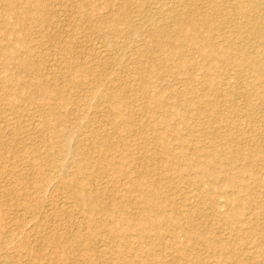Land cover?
Returning <instances> with one entry per match:
<instances>
[{
  "label": "bare ground",
  "instance_id": "obj_1",
  "mask_svg": "<svg viewBox=\"0 0 264 264\" xmlns=\"http://www.w3.org/2000/svg\"><path fill=\"white\" fill-rule=\"evenodd\" d=\"M48 1L0 0V30L5 35L0 43L7 39L12 44L0 47V57L18 71L8 85H0V95L12 105L7 91L14 90L16 100L39 108L38 126L45 132L40 148H28L35 170L28 177L18 175L24 187L21 194L36 206L46 196L43 188L54 183L53 190L72 201L73 209L62 210L65 217L78 213L82 221L77 227L82 231L72 236L73 241L79 245L93 238L100 243L96 250L89 248L97 264H220L206 261L214 255L232 256V264H240L238 250L230 252V247L242 248L251 238L262 243H254L256 251L244 252V259L264 264V224L259 222L264 215L258 209V189H264V144L255 140L264 129L256 128L251 117L244 121L251 136L245 142L238 128L242 117L230 116L237 97L244 102L241 113L264 115V0H208L204 7L200 0L190 4L179 0L178 11L159 0H136L137 23H131L126 12L128 2L112 4L111 15L105 17L96 12L93 1L76 0L73 5L80 21L107 24L114 35L122 33L120 24L128 25L122 45H132L130 79L128 85H119L118 92L112 73L101 75L93 65L74 62L76 35L60 38L55 31L45 40L32 38L33 33L46 37L40 30L32 32L31 26H46L42 15L50 14L53 7ZM149 1L153 11L146 8ZM32 7H37L38 15ZM13 13L23 19L15 24L22 27L20 37L16 14L11 21ZM130 37H136V45ZM40 40L57 48L61 56L52 61L59 71L47 82L41 79V61L32 59ZM101 46L103 68L121 67L125 53L109 34L103 35ZM185 47L198 57L187 54ZM27 73L33 81L22 80ZM175 82L183 87H174ZM221 96L230 104L225 114L220 112L224 118L229 114L223 124L217 123L219 118L204 116L207 107L218 110ZM94 117L107 122L108 129L97 128ZM89 127L91 131L83 132ZM133 131L143 140L134 143L138 153L129 137ZM189 142L194 144L192 154L184 150ZM138 159L141 169L129 164ZM177 159L183 164L175 166ZM173 172L185 185L181 202L168 194ZM119 181L121 187L111 188ZM221 205L228 206L227 213L221 212ZM129 208L137 213L131 215ZM234 231L237 235L231 236ZM13 235L4 232L1 243H15ZM45 239L53 264H69V259L74 264H96L78 252L71 251L69 257L61 251L63 236Z\"/></svg>",
  "mask_w": 264,
  "mask_h": 264
},
{
  "label": "rangeland",
  "instance_id": "obj_2",
  "mask_svg": "<svg viewBox=\"0 0 264 264\" xmlns=\"http://www.w3.org/2000/svg\"><path fill=\"white\" fill-rule=\"evenodd\" d=\"M75 1L76 0H69V1L68 0H49L48 1L49 5L53 6L51 9V12L50 14L48 13V15H42V18L47 20L46 26L41 29H38L37 26H35L34 24L31 26V28L34 30V31L32 30V32H36L37 30H40V32L44 33L46 37L37 38L36 37L37 34H34V33L31 36H33L32 37L33 39L45 40V39H48V36L49 38L53 36L55 31H58L59 33L58 36L60 38H66L65 36H67L68 34L76 35L77 39H73V40L75 41L74 45H77L78 47L76 46L77 50H75V52L73 53L74 62L76 64H81V65L82 63H85V65L87 66L93 65L101 75H104L106 73H109V74L112 73L114 76V84L117 86V89L115 90L116 92H118L120 90V88H118L119 85L127 83L128 80L130 79L129 72L131 69H130L129 63L132 62V55L130 51L132 45L125 46V47L122 45V41H125L124 38L128 37L127 36L128 35L127 26L128 25L120 24L119 28L122 29V33L118 35H114L112 34V31L108 29L109 25L107 24L89 25L87 22L80 21V18L77 16L76 9L73 5L74 4L73 2ZM91 1H93V5H94V8L96 9V12L103 16L111 15L110 10L112 9L111 7L112 4L118 5V4H121L123 1L128 2L129 9L126 10V12L130 16L131 23L132 21L133 23H137L139 20L138 17L136 16L137 14H133L137 6L135 3L136 0H109V1L108 0H91ZM186 1H187V4H190V0H186ZM158 2L160 3L166 2L165 4L168 7H170L172 11L180 10V8L178 7V6H181L179 0H165V1L159 0ZM206 3L208 4V0H200L199 5L204 7L206 6ZM152 6H154L153 1L152 2L149 1V3L146 4V8L150 11H153ZM31 11L32 13H34L35 11H37V7H32ZM2 13L3 11L0 8V14ZM35 13L38 15V12H35ZM14 15L17 17V19H15ZM11 18H12L11 21L15 19L14 25L18 24L21 20H23L21 19L22 16L17 13L11 14ZM21 29L22 27H20L19 25H15V30L19 34V35L17 34L18 37H20L21 35L20 33H23V30ZM106 33L109 34L112 40L116 42L117 44L116 47L119 48L120 51L122 50L125 53V55L123 56V60H122L123 64L121 67H118L117 65H112L111 67L103 68L102 61L104 60L100 57L98 51L99 49H101L100 47H102L101 45L103 42V35ZM142 36L143 37L145 36L144 38H146V33L143 32ZM1 37H5L4 32L2 30H0V38ZM135 38L136 37L134 38L130 37L131 41L132 40L135 41ZM41 40L39 44L40 47H37L34 45L35 51H33L32 59L36 61L38 60L41 61L40 62L42 63L41 66L44 68V70H42L41 72V79L47 82L51 79L52 75H57V71L59 70H57V66H54L53 62L56 58L61 57V56L58 54L57 48H54L53 46L46 44V41L42 42ZM9 42L10 41H8L7 39L2 40L0 43V47L3 44L4 45L9 44L12 46V44H10ZM137 42L138 41L133 42L134 43L133 45H136ZM185 48H186L185 52L187 54H189L190 56L193 55L194 57H198L197 56L198 54L192 48L190 47H185ZM69 56L72 60V56L71 55ZM78 59H80V61ZM17 73L18 71L14 63L6 64L0 57V85H2L3 83H4L3 85H8L10 81L15 79ZM1 75L4 76V79ZM124 77H126L127 79L126 78L124 79ZM31 78L32 76L28 75L27 73L25 74L22 80L25 82H27L28 80L33 81V79ZM200 78H201L200 75L196 77L197 82L198 80H200ZM228 78H231V76H229ZM181 79L186 80L187 78L183 76ZM165 80H166L165 83L170 82V79L169 81L168 79H165ZM230 81L234 82V80L232 79ZM173 84H174L173 86L177 88L183 87V84H180L179 82H175ZM234 87L239 89L237 85H234ZM111 91L112 90H109V92ZM7 93H10L9 96L12 97L11 98V100H13L12 105H7L5 98H3L0 95V264H53L50 261L51 256L49 254V249L46 244L47 240L45 239V238H48V236L52 234H58L64 237L65 240L62 246L63 248H61V251L63 252L66 251L67 253H69L68 254L69 257L70 256L73 257L71 253L78 252L79 254L86 256L87 260H89L91 263L97 264V260L95 259V256L92 255V252L89 250V248L96 250V248L100 246V243H98L96 240L94 241L93 238H91L90 240L85 239L79 245L75 241H73L72 236L75 233L79 232V229H81L82 231V227L77 228L80 225V222L78 221H81L80 215L78 213H75L71 218L65 217L62 210L73 209L72 201L65 198L63 194H61L60 191H57V190L54 191L53 189H57L54 183L43 188L44 194H46V196L44 200H42V202L39 203V205L36 204V206H34L33 204L34 202L31 201L30 198L28 197L25 198V196L21 194V191H24V187L23 185H21V181L19 179L17 180L18 175L26 176L28 174L26 176L28 177L29 175H31L33 170H35L34 167L31 166V163L29 162L30 160H29V155H28V148L31 146L40 148L41 146L40 138L45 132L42 131L38 126V123L40 121L39 119L40 109L36 108L33 105L29 107L25 104L26 102L16 100L17 98L16 96L18 94L14 90L7 91ZM126 94H129V93H126ZM1 98H3L4 100ZM208 99L210 100L212 98H208ZM34 104L36 105L38 103H34ZM232 105L234 109L236 108V110L230 108V110L232 111V114L230 116L235 117L236 115H238L239 119L242 117L240 119L242 123L239 121L240 127L238 125V128H239V131L242 133L240 138L243 141L251 139V136L246 134L247 131L245 129H247V127H246V124H244V121L250 120L249 119L250 117H251V120L254 121V126L256 128L259 127V128L264 129L263 113L259 111H255L251 115H248L250 111L249 112L245 111V113L244 112L241 113V110L243 109V106H244V102L242 98L240 97L235 98L232 101ZM229 106L230 104L227 103L226 99L221 96L218 98V110L213 109L214 107L212 108V110H210V107L209 108L207 107L204 116L208 119L210 118V120L214 119L216 121L219 118V122L217 121V123H220V122L221 124H223V122L226 123V121H228L227 116H229V114L226 113V116L224 118V117H220V112L223 111L222 113L225 114V112H227L226 108L228 109ZM16 108L17 110H15ZM58 114L60 113H57L56 115ZM245 114H247V117ZM132 117L135 120L136 119L139 120L140 118V116H138L136 112H133V111H132ZM94 121L96 123V127L98 126L97 128L99 129H101L100 126H103L104 130H107L109 127L107 125V122L100 121L98 117H94ZM242 127L244 128L242 129ZM90 128L92 129V127H89V129L86 128L87 130L83 128L84 130L83 132L91 131ZM12 136H14V138L16 139L13 140ZM140 136L141 135L137 134L136 131L130 132L129 134V137L132 141L131 142L132 148L136 153H138V150L136 149L138 148V146H136V144L134 143L138 141L143 142V140L139 139ZM142 136L144 135L142 134ZM256 138H258V139H255L258 141V143L264 144V133H263V136L261 137L256 136ZM170 144L172 147H176V143L170 142ZM193 145L194 144L190 142L186 144L185 149H184L186 154H192ZM173 150L175 152L178 151L177 149H173ZM53 152L56 153L55 150ZM95 155L96 154H94V156ZM174 162H175V166H179L183 164L180 160L178 161V159L175 160ZM129 164L131 166H134L137 169H141L139 159L138 161L137 160L133 162L130 161ZM170 175L173 181L171 184V190L168 192V194H170L173 197L175 202L176 201L181 202L184 199L183 198L184 193L182 194L181 192L186 191L184 187L185 185L180 183V181L178 182V180L175 178L176 174L174 172L170 173ZM256 175H258V173L256 174L255 172V176ZM110 178L111 176L110 177L108 176L107 181ZM120 182H123V181H119L117 184L112 183L111 188L121 187L123 184H120ZM258 193H260V195L262 194L261 197L259 195L260 199L258 198L259 206H260L258 207V209L261 212H263L262 215H264V189L259 188ZM48 196L50 198H48ZM129 210H131L130 212H133L131 213V215H135V213H137L136 209L134 208H129ZM220 210L222 213H227L228 206L221 205ZM250 212L251 210H249V213ZM72 220L74 221V223ZM263 220L264 218L259 220L260 224H262V222L264 224ZM7 231H10L11 233H13L14 234L13 236H15L16 238L15 243H12L11 245L1 243V241L3 240V233ZM88 232H89L88 229H85V231H83L84 234ZM234 235L235 236L237 235L236 231L231 233V236H234ZM251 239H252L250 240L251 242L250 241L245 242L243 245L244 247L242 248H238L236 246L230 247V252H234V253L236 252V254L239 252L237 254V257L238 259L239 258L241 259V260L239 259L240 264H243V263L245 264L246 262H247L246 264H253L251 263L252 262L251 260L249 261V260L244 259L247 257L246 255H244L246 254L244 252H247L252 255L254 253V250L256 251V247L254 246V243L258 244L262 242L258 240L254 241L256 240L255 238H251ZM70 248L72 250H70ZM236 250H238V252ZM47 253L49 256L47 255ZM214 256H215L214 258L213 256H208L206 258V261H209V262L211 261V263L215 262V263H220V264L221 263H226V264L233 263L232 258H231L232 256H225V255L223 257H221L222 255L221 256L214 255ZM178 263L185 264L183 263V261H179ZM69 264H74V261L69 259Z\"/></svg>",
  "mask_w": 264,
  "mask_h": 264
}]
</instances>
